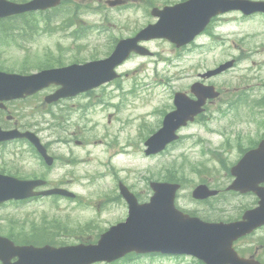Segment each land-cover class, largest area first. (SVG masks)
<instances>
[{"label":"rangeland","instance_id":"1","mask_svg":"<svg viewBox=\"0 0 264 264\" xmlns=\"http://www.w3.org/2000/svg\"><path fill=\"white\" fill-rule=\"evenodd\" d=\"M64 1L60 18L64 20L76 14L77 19L80 18L86 23H82L83 27L85 25L90 26V33L73 40L72 37L64 34L66 31L72 32L71 29H62L56 22H53L45 31L46 33L41 31L40 35L31 40H6V42H3L0 37V66L2 69L29 73L37 71L39 67L54 65L53 58H58L60 62L65 64L72 61L99 58L108 54L117 39L132 36L139 27L155 21L149 15L150 7L147 6L149 2L146 0L139 2L127 0L126 6L120 9H110L105 4V0ZM174 1L150 0V3L151 6L161 7L160 5L170 4ZM35 16L40 17V15ZM258 24L261 27H257ZM41 25L40 22L39 28H41ZM212 30L218 34L223 32V36L229 37L230 41L227 47H217L214 44L215 41H212L214 48H212L211 54H214L209 58L201 59L200 62L188 59L191 62H185L182 65L175 59L179 52L178 49L165 41H153L147 43L146 47L154 53L153 60L156 65L155 63H149L148 61L152 59H148V57L132 56L120 69L122 72H127L126 77L116 84L121 85L124 83L131 76V73L136 74L135 78H137L131 80V83L139 80L145 74L142 71V64H147L149 68L157 67L159 71L163 68V73L166 75L173 73V77H171L173 81L169 87L160 86L156 96L166 100V105L170 106L169 100L174 89L188 88L193 79H200L198 77L199 73L216 67L231 56L248 53L246 54L249 56L248 59L242 58L238 61V65L242 69L264 65V50H261V46L264 45V21L260 18L250 20L239 18L236 22H229L227 25H221L218 28L214 26ZM262 34L263 40L258 43L257 41ZM257 50H259L258 53ZM169 58L174 59V67L164 66L163 59ZM160 61L162 62L157 64ZM254 75V72H239L238 69H235L226 75L209 79L216 87L223 90L222 96L208 105L204 122L183 129L181 131L182 138L176 145L157 157H146L143 154V140L146 130L148 127L153 128L157 124L158 116H150L148 119L149 125L146 123L148 127L141 128L142 131L140 132L137 116L150 110L155 104V101L143 103L142 96L124 97L120 91L115 93L116 90L112 86L106 90L99 89L94 93V99L96 101L101 98L103 104L94 105L95 113L94 116L90 117L94 122V127L93 123L88 125L80 121L77 123L79 113L71 114L68 123L64 124L61 117H65V111L55 110L59 108L58 106L51 107L50 112H53V114L35 112L40 110L39 108H43L40 104V97L13 103L10 105V109L19 124L33 125L35 129L48 127L47 131H40L45 137L49 133L53 135L52 139H55L54 136L75 131L78 126L77 135L80 139H94V143L100 144L98 140L103 138L101 144L105 145L94 146V148L88 147L87 150L94 151V155L90 156L94 159V164L82 165L79 169L75 167L69 169L72 171H65V173L63 172L64 168H55L49 176L47 172L52 186H56L60 182L71 181L76 176L73 182L66 185L78 193L82 201L98 196L96 201L98 207L86 208L77 202H57V200L53 203L48 201L45 205L26 204L19 206L6 204L0 207V233L4 235L9 233L23 234V232H28L32 226H39L42 220H47L56 221L65 226V229L59 230L62 231V236L59 239L67 240L68 243L77 242L79 239H92L93 237L95 239L98 229L102 231L103 227L105 228L125 217V208L118 205L116 199L114 200V195L117 196L118 194L117 188L116 193L113 192L117 180L122 179V182L134 188L133 191L139 192L141 197H147L151 193L149 188L146 187L148 181L151 179L163 180V178H166L164 177L165 174L180 178L184 183V188L179 195V204L188 210L194 209L198 213H204L202 211L204 205L197 203L190 197L193 186L200 181H206L211 185L215 183V186L219 185L221 187L229 184V167L240 157V151L245 146L258 140L264 133V70L259 74L258 81L254 80ZM176 77L181 78V80H176ZM155 78L158 79L159 77L155 76ZM258 82L263 84L262 88L255 86L253 88L256 91L255 95H253V91L247 94L246 87ZM122 87L124 90L129 88L126 84H123ZM109 97H111V99H108L111 104L106 105L105 98ZM234 99L240 103H234ZM229 101L235 105H226ZM73 102L77 103V101ZM161 107L163 106H158L157 110H160ZM32 112L33 114H31ZM128 112L130 117L136 115L132 122L126 120V113ZM116 117H118L117 121L115 120ZM84 127L85 129H83ZM211 128L218 129L219 134L207 132ZM223 131L227 135L226 140L221 133ZM186 133L191 134L188 135L189 138L186 137ZM201 138L209 142H205ZM116 140L120 143L128 142L132 144V148L138 150V153H136L140 158L135 160L130 158L124 161L117 156H111L110 160V153L106 145L109 142L112 144ZM8 149V146L0 147V169L9 172L15 171L18 175H26L27 177L45 172V168L41 164L22 166L18 161H15L19 158ZM57 150H60V148ZM74 150L81 151L82 154L85 152V149L74 148ZM207 158H210L209 162H206ZM20 160L25 161V159ZM112 160L114 161L111 162ZM110 163L114 167L123 164L125 169L128 168V170H125V174L118 173L119 176L109 179L105 176L94 179L95 184L94 181L88 183L92 173L103 174L109 172L110 169L107 170L104 167H106L105 165L111 167ZM243 200L249 203L253 202L251 197L243 198ZM229 201L222 206L225 209L224 212H210L211 218H214L213 215L217 213L223 219L235 217L239 212L238 199L237 197H231ZM90 202L92 204V201ZM86 228H89L91 232ZM260 233L258 232L256 235L246 238L240 243L241 247L249 248L250 251L253 250L251 247L257 248V252L264 256V235L260 236ZM148 261L150 260L137 259L130 263L121 262L118 264H144ZM150 264H160V261L151 259ZM163 264L179 263L177 261L170 263L167 261Z\"/></svg>","mask_w":264,"mask_h":264},{"label":"water","instance_id":"2","mask_svg":"<svg viewBox=\"0 0 264 264\" xmlns=\"http://www.w3.org/2000/svg\"><path fill=\"white\" fill-rule=\"evenodd\" d=\"M59 0H32L23 5H15L5 0H0V17L12 13L23 12L36 8H47L57 5ZM212 0H190L183 6H178L164 11L153 12L154 15L161 16V20L154 26H149L142 30L135 38L120 41L110 58L104 61L90 62L84 65H72L68 68L41 73L38 76L19 77L13 75L0 74V100L11 99L22 95L25 90L37 89L42 78L47 82L55 81L64 87L55 96L59 97L73 91H83L96 86L98 83L113 77L112 67L122 62L129 51L134 49L141 52L136 47L139 39L146 38L144 33L151 32L153 37L165 36L171 41L181 40L187 42L198 33L196 28L209 15L222 10V5L211 4ZM228 9L225 5L223 10ZM169 13L176 16L169 18ZM180 38V39H179ZM127 50L124 52L123 50ZM219 71V70H217ZM68 74L65 79H61L64 74ZM46 83V82H45ZM38 85V86H37ZM30 91V92H31ZM205 96H198L197 101L188 100L182 96L176 98L177 110L169 114L164 122V127L157 133L159 142L155 147H151L148 152L162 149L164 145L175 139L174 131L187 119L200 111V106L204 103ZM232 173L236 180L230 188L243 190L242 185H249L250 179L243 181L235 169ZM32 185V184H31ZM31 185L29 182L13 180L0 176V201L9 198H25L30 196ZM156 191L151 203L138 206L130 196L129 202L130 216L126 223L114 227L104 234L97 247L84 248L85 254L82 258L75 259L74 254L78 247L53 249L45 247L34 249L32 247H15L5 238H0V259L3 264H10L11 251L20 256V260L15 264H35L33 260L42 257L43 264H85L95 259H114L124 255L129 251L146 252L155 251L159 248V239L166 238L161 230L168 228L173 230L174 238L179 244L181 252L192 253L204 259L208 264H244V260L237 257L233 251L232 241L246 233L250 225L234 223L228 225H207L201 222H188L181 213L173 208V190L153 185ZM125 193V192H124ZM211 193L203 187L197 188L193 195L198 198H205ZM262 206L259 211L254 212V220L264 216V196L261 197ZM162 216V217H161ZM161 220V221H160ZM157 227L160 232L157 233ZM191 243L193 247L185 248ZM3 247L8 248L4 250Z\"/></svg>","mask_w":264,"mask_h":264},{"label":"flooded vegetation","instance_id":"3","mask_svg":"<svg viewBox=\"0 0 264 264\" xmlns=\"http://www.w3.org/2000/svg\"><path fill=\"white\" fill-rule=\"evenodd\" d=\"M8 113H9L8 111H6V112H0V116H1V115H5L8 119H11L12 117L9 116ZM13 126H14V127H19V128H21V126H19V125L16 124V123H14ZM263 228H264V227H262L261 229H263ZM248 256H251V257H252L253 255L248 254ZM256 256H257V255L255 254V258H256ZM257 257H258V256H257ZM256 259L260 260L259 257L256 258Z\"/></svg>","mask_w":264,"mask_h":264},{"label":"trees","instance_id":"4","mask_svg":"<svg viewBox=\"0 0 264 264\" xmlns=\"http://www.w3.org/2000/svg\"><path fill=\"white\" fill-rule=\"evenodd\" d=\"M16 28H17V27H16ZM10 29L12 30L13 33L16 32V31H15L16 29H15L14 27H10Z\"/></svg>","mask_w":264,"mask_h":264}]
</instances>
